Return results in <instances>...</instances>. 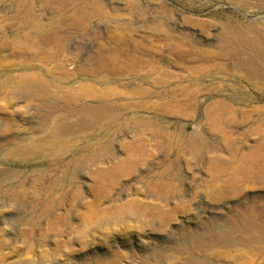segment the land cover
<instances>
[{"label":"rangeland","instance_id":"374dc122","mask_svg":"<svg viewBox=\"0 0 264 264\" xmlns=\"http://www.w3.org/2000/svg\"><path fill=\"white\" fill-rule=\"evenodd\" d=\"M6 15L55 34L0 19V264H264V181L238 171L255 148L264 164V78L233 65L264 75V0H0ZM103 55L118 72L88 70ZM89 87L131 108L52 138L53 116L99 104ZM183 87L200 91L186 116L135 107ZM220 97L237 109L226 143L205 117ZM143 120L162 144L135 137Z\"/></svg>","mask_w":264,"mask_h":264},{"label":"bare ground","instance_id":"6f19581e","mask_svg":"<svg viewBox=\"0 0 264 264\" xmlns=\"http://www.w3.org/2000/svg\"><path fill=\"white\" fill-rule=\"evenodd\" d=\"M31 13H32V11H31ZM17 18H20L22 20L25 27H29L34 31H41L40 32L41 38H47L51 34H55L54 31H52V30L50 31V30L43 29L41 24H40V21L38 20L37 16H35V15H31L30 18L29 17L28 18H22V17H19L18 15H14L13 17H8L6 15V16L1 17L0 19H1V21L8 23V21L13 22ZM242 40H244V39H242ZM226 41H228V40H226ZM4 48L6 50H9V49H11V45L7 44L4 46ZM256 54H257V52H256ZM233 65L235 68H240L241 71L244 72V74L247 76V78L249 80H252V81L257 80L258 81V80L264 78V75L259 72L260 68H261L260 65L258 64V62L257 63L253 62V58H248V60L245 62L240 60L239 62H235V64H233ZM88 70L90 72H92L93 74H95V73H99V74L115 73V72L119 71V62L114 57H106L103 55L97 59L95 65L92 64V65L88 66ZM163 78H164V76H163ZM11 82L14 83L15 85H26L28 83L26 78H23L20 76H16V77L11 78ZM108 89H110V88H108ZM98 90H99V88H98ZM85 91H87L86 94L89 97H91L92 99L93 98L97 99L99 101V104L98 105L83 104L79 109H75L72 111L63 110V111L59 112L58 114H56L55 116H53L50 119L49 124H48V132L50 133L52 138H54L56 140H59V139L60 140H66L69 137H72L75 135H81V134H83L85 137H88V135H87V134H89L88 132H90V133L92 132L95 135L99 131L101 126L104 125L103 123H105L107 121H113L117 116H119L118 113H120V111L122 112L123 110H127L128 108H131L129 105L124 104V103L105 102V100L109 97V94H107L104 90H103L104 92L102 91L101 93H96L94 87H89V88H85ZM199 92L200 91L198 89H196V87L195 88L194 87H192V88L183 87V88L179 89L178 91H176V93H174V94H171V95L163 94L160 97L161 100H160L158 105L154 106L150 102L144 100L141 103L135 104V107H141L142 109H145V110L155 109V110H157L156 113L158 111H161L162 113L164 112V113L170 114L172 116L173 115H176V116L184 115V116H186V113L189 114L187 112V110L189 111V110H191V108H193L195 106L196 100L198 99ZM123 93L124 92H122V94ZM207 94H209V93H207ZM66 95L69 98V100L71 102H74V103L81 101L83 98V95L81 93H79V91L77 89L69 92ZM119 99H121V97ZM133 104H134V102H133ZM205 107H206V105H205ZM196 108H197V106H196ZM202 109H205V108H202ZM236 110L237 109H235L234 106L232 104H230V102H227L225 100H221V97L219 100L211 103V105L207 106L205 109V117H206L207 121L209 122L208 124L212 125L214 128H216V130L220 131L223 134V140L225 143L230 138V137L228 138V136L226 137V134H227V131H226L227 126L226 125H228L230 122H232V120H234ZM196 129L199 130L200 126H196ZM165 131H166V129H165ZM135 135H136L135 137H137L138 140H141L142 138H144V136L152 135L151 138L154 141V145H158V146L163 143L162 142L163 140H165L164 139V132L162 130H158L149 121H145V120L142 121L141 129L139 131H137L135 133ZM232 135H233V133H232ZM191 146L194 147V144ZM135 148H136L135 151H144V152L149 151V148L147 147V145H143L142 143L138 144ZM258 156H262V152H260L256 148L254 151H252L250 154L247 155V158H245V161H243L238 167V171H239L240 175H244L247 179L252 180L255 176L254 167H255V165H257L259 167V169L256 172V177H259V179L264 181V164L263 163H256L255 164V162L259 161V159H257ZM252 160H253V162L251 163ZM216 161H220V160H210L211 164L215 168H217V165H215ZM113 162L114 163L111 162L112 163V165L110 166L111 170L122 169L123 165H121L120 163H116L114 159H113ZM97 166H99V165H97ZM97 174H98V177H100V175H102V170L100 168L98 169ZM224 174H225V172H224Z\"/></svg>","mask_w":264,"mask_h":264}]
</instances>
